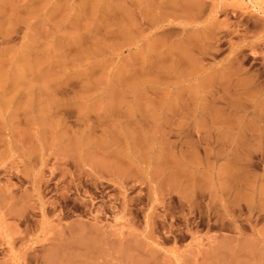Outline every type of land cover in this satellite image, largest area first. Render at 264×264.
<instances>
[{
	"label": "rangeland",
	"instance_id": "obj_1",
	"mask_svg": "<svg viewBox=\"0 0 264 264\" xmlns=\"http://www.w3.org/2000/svg\"><path fill=\"white\" fill-rule=\"evenodd\" d=\"M63 1L0 0V264H221L216 237L264 220V0H230L237 41L215 55L221 101L246 88L252 102L199 131L102 109L84 79L48 74L75 56Z\"/></svg>",
	"mask_w": 264,
	"mask_h": 264
},
{
	"label": "crops",
	"instance_id": "obj_2",
	"mask_svg": "<svg viewBox=\"0 0 264 264\" xmlns=\"http://www.w3.org/2000/svg\"><path fill=\"white\" fill-rule=\"evenodd\" d=\"M230 2L63 1L57 11L69 12L67 43L76 48L75 56L67 66L63 60L53 59L48 74L57 77L67 72L69 77L84 79L79 92L100 93L102 109H124L132 117L149 119L154 126L199 131L215 124L222 109L239 113L252 102V92L246 88L233 101L222 102L220 89L212 85L221 73V62L227 60L215 56L221 51L220 41H237L223 16L231 11ZM246 37L247 33L241 32L240 41ZM260 102L256 105H264L263 100ZM263 191L264 175L256 204L262 211ZM246 197L252 200L251 195ZM210 253L221 264H229L232 258L236 260L233 264H264V220L253 230L218 235Z\"/></svg>",
	"mask_w": 264,
	"mask_h": 264
},
{
	"label": "bare ground",
	"instance_id": "obj_3",
	"mask_svg": "<svg viewBox=\"0 0 264 264\" xmlns=\"http://www.w3.org/2000/svg\"><path fill=\"white\" fill-rule=\"evenodd\" d=\"M94 34H96V33H94ZM75 35H76V34H75ZM82 36H83V35H82ZM206 46H207V45H206ZM206 46H205V47H206ZM190 53H191V52H190ZM248 79H249V78H248ZM246 80H247V79H246ZM208 83H209V82H208ZM241 83H242V82H241ZM250 96H251V95H250ZM238 101H239V100H238ZM246 101H247V100H246ZM145 143H146V142H145ZM142 156H143V155H142ZM143 157H144V156H143ZM147 157H148V156H147ZM109 158H110V157H109ZM137 158H138V157H137ZM139 159H142V158L140 157ZM145 159H147V158H145ZM145 159H144V160H145ZM155 159H156V157L153 158L154 161H155ZM157 159H158V158H157ZM94 160H95V159H94ZM97 160H98V162H97ZM97 160H95V162H94V161H93V162H94L95 164H96V162H97V165H99V166H96V167H99L100 170H101V169H102V170H103V169H106V170H107V169L111 168V169H114V170H115V171H114V170H111V171H114V172L118 173L119 175H123V176L125 175V176H126V175H128L129 173H130L129 175H131V172H133V173L136 172V173H137V171H138L139 169H141V171L144 172L142 168H138L137 166H136V167H137L136 169H138V170H135V172H134L133 169L131 170V167H130V166H131V163L128 164V165H126V166H125V165H124V166H121V165H118V164H120V163L115 164L112 160H111V161H110V160H105V159H103V160H102V159H100V160L97 159ZM101 160H102V161H101ZM142 160H143V159H142ZM144 160H143V161H144ZM153 160H152V161H153ZM159 160H160V159H159ZM162 160H163V159H162ZM173 160H174V159H173ZM99 161H100V162H99ZM122 161H123V160H122ZM138 161H139V160H138ZM140 161H141V160H140ZM140 161H139V163H140ZM112 162H113V163H112ZM116 162H117V161H116ZM133 163H134V162H133ZM121 164H122V163H121ZM126 164H127V163H126ZM135 165H137V164L135 163ZM135 165H134V166H135ZM157 165H158V164H157ZM132 166H133V165H132ZM134 166H133V167H134ZM160 166H161V165H160ZM133 167H132V168H133ZM99 168H98V169H99ZM161 168H162V166H161ZM161 168H160V169H161ZM162 169H163V168H162ZM102 170H101V171H102ZM158 170H159V169H158ZM168 170H169V169H168ZM141 171H139V172H141ZM153 172H154V171H153ZM159 172L161 173V171H158V173H159ZM170 172H171V171H170ZM137 174H138V173H137ZM137 174H136V175H137ZM139 174H140V173H139ZM181 174H182V173H181ZM101 175H102V174H101ZM101 175H100V176H101ZM152 175H153V174H152ZM160 175H161V174H160ZM170 175H171V174H170ZM176 175H177V174H176ZM128 177H129V176H128ZM128 177H127V178H128ZM168 177H169V176H168ZM172 177H173V179L176 181V179L174 178V176H172ZM153 178H154V177H153ZM166 179H167V178H166ZM170 179L172 180V178H170ZM171 180H170V181H171ZM174 180H172V181H174ZM177 180H178V179H177ZM172 181H171V183L173 184ZM168 182H169V179H168ZM179 182H180V181H179ZM161 183H162V182H161ZM174 183H175V182H174ZM176 183H177V181H176ZM172 186H173V185H172ZM179 186H180V185H179ZM222 186H224V185H222V183H221V186H220V187H222ZM184 188H185V187H184ZM184 188H183L182 190H184ZM220 189H221V188H220ZM260 189H262V188H260ZM215 190H216V189H215ZM184 192H185V190H184ZM247 193H248V192H247ZM263 193H264V191H263ZM263 193H262V195H263ZM239 195H240V193H239ZM241 195H242V193H241ZM241 195H240V196H241ZM248 195H249V194H248ZM243 196H244V198H245L247 195L245 196V195L243 194V195H242V198H243ZM249 196H250V195H249ZM249 196H247L246 199H248ZM239 198H240V197H239ZM250 199H251V197H250ZM250 199H249V200H250ZM223 244H224V243H223ZM226 245H227V244H226ZM242 245H243V244H242ZM228 247H229V246H228ZM222 249H223V248H222ZM228 250H229V249H228ZM216 257H217V256H216ZM220 257H221V256H220ZM215 259H216V258H215ZM250 264H251V263H250Z\"/></svg>",
	"mask_w": 264,
	"mask_h": 264
}]
</instances>
